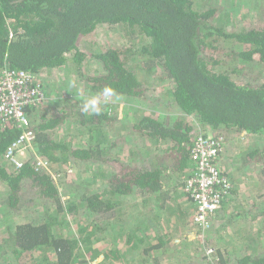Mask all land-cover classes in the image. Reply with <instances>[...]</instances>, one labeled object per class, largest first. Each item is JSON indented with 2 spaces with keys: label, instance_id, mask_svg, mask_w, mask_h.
I'll return each instance as SVG.
<instances>
[{
  "label": "trees",
  "instance_id": "1",
  "mask_svg": "<svg viewBox=\"0 0 264 264\" xmlns=\"http://www.w3.org/2000/svg\"><path fill=\"white\" fill-rule=\"evenodd\" d=\"M207 2L0 0V71H24L40 77L46 72L70 70L83 76L88 55L80 44L94 36L98 28H121L127 32L129 41L138 37L146 39L137 49L131 43L129 48L112 46L92 53L102 73L85 79L88 86L82 101L84 106L95 100L99 113L91 109L85 113L81 107L75 116L77 125L80 123L91 134L89 146L76 147L71 141L54 137L55 130L67 122V113L50 115L40 108L27 109L37 134L35 148L50 161L53 170L56 166L71 164L102 161L108 164L110 171L104 177L106 189L83 198L90 213L107 220L117 212L114 198L157 193L163 188L167 170L178 176L184 175L192 165L194 168L191 154L198 132L213 134L224 142L234 135L264 136V77L256 84H241L235 79L237 70H229L225 64L230 60L231 64L264 67V20L256 27L229 31L215 22L218 9L206 5ZM134 55L139 58L138 68L128 64ZM140 71L150 74L159 71L161 80L170 85L164 93L166 115L154 116L140 110L141 115L131 126L135 149L140 148L139 142L152 141L165 146L156 153L149 165L151 169L123 163L122 153L109 157L110 149L117 144L110 137L111 132L104 131L115 120L110 106L104 103L106 99L122 97L139 105L151 104L145 83L140 80ZM175 108L179 109L175 110L178 114L172 115ZM20 133L15 125L0 122V185L6 188L2 205L19 212L25 207L21 194L30 185L53 209L49 207L48 215L39 222L20 223L2 233L6 239L0 246L2 252L19 259L20 264L32 260L37 252L42 258L39 256L34 264H74L77 250L86 246L91 263L122 261L119 249L102 245L95 231L82 229L80 239L54 233L53 226H57L61 215L77 211L74 204L64 205L59 187L50 174L37 172L31 161L20 171H14L5 161L7 149ZM132 154L137 157L136 153ZM247 160L263 167L264 173L263 149L250 151ZM142 253L148 255L150 251L144 248ZM257 253L246 255L239 264H264V253ZM142 260L141 264H152ZM153 262L160 264L158 259Z\"/></svg>",
  "mask_w": 264,
  "mask_h": 264
},
{
  "label": "rangeland",
  "instance_id": "2",
  "mask_svg": "<svg viewBox=\"0 0 264 264\" xmlns=\"http://www.w3.org/2000/svg\"><path fill=\"white\" fill-rule=\"evenodd\" d=\"M206 5L218 9L215 22L225 26L229 31L256 27L262 25L264 20V0H208ZM129 40L127 32L121 28L100 27L94 36L83 40L80 44V48L88 55L87 63L83 67V76L74 74L70 70H56L53 74L46 72L41 75L47 90V102L40 110L50 115L67 113V122L55 130L56 139L71 141L76 147L90 145L91 134L80 123L77 125L75 116L77 111L84 107L82 98L88 86L85 79L102 73L92 53L112 46L129 48L131 43L135 44L137 49L146 43L143 37ZM138 59L137 55H134L128 64L138 68ZM229 61L225 62L226 66L229 70H237L235 79L241 84H256L264 77V67L259 64L243 66L238 62L231 64ZM139 77L145 83L146 95L151 98V104L145 102L139 105L122 97L106 99L104 103L110 106L111 117L115 120L114 125L105 126L104 131L111 132L110 137L117 144L110 149L112 153H109V157L122 153L123 163L146 167L153 163L156 153L159 154L165 146L152 141L146 144L139 142L137 146L140 148L135 149L131 126L141 115L140 110L154 116L166 115L163 104H166L167 100L164 98V93L170 89V85H168L169 82L161 80L162 73L159 71L151 74L140 71ZM175 110L179 111V109H173L172 115L178 114ZM195 127L197 129V125ZM108 145L107 143L105 146ZM254 149L264 150V136L234 135L233 138L230 137L225 141V152L218 162L221 173L226 174L231 190L222 203L221 209L211 218L209 228L205 231H197L194 226L193 235L181 239L178 244L173 243L172 239L165 241L163 247H158L154 251L152 249L157 245L156 239H142V243H135L141 246L132 253L123 255L122 261L118 263L108 261L104 264H141V259L149 260L152 264L155 259H158L160 264H217L216 261L220 264L221 260L225 261L224 264H239L243 257L252 255L254 251H258L257 254L264 253L263 167L253 165L247 160L248 153ZM132 153H136L137 157H134L135 154ZM138 153H142V156ZM103 162L71 164L61 168L56 166V171L52 169L55 176L53 179L59 187V195L64 205L74 204L73 208L77 211L75 214L61 215L60 221L57 222V226H53V230L55 234L59 232L67 237L77 236L78 239L81 238L79 232L82 229L86 232L95 231L102 245L113 248L114 243L119 244L120 241V244L124 245L121 239L131 231L136 235L142 232L143 226L137 225L138 220L132 219L135 208L133 209L127 201L129 198L126 201L114 198L113 204L117 212L115 216L112 215L107 220H104L103 216L88 211L83 203L84 196L102 193L106 189L104 177L106 171L110 170L107 168L108 164ZM179 177L172 175L175 181L179 180ZM29 186L21 194L25 200V207L17 212L2 205L6 188L0 185V246L3 244L2 241L6 240L2 238V233L4 234L8 228L24 222H39L46 218L48 208L52 207L51 203L40 199ZM49 209L52 210L53 207ZM115 229L119 231L121 239L114 237ZM150 237L153 236L150 234ZM85 247L77 250V262L74 264H94L89 262ZM144 248L150 251L148 255L142 253ZM39 256L41 257L40 253H35L34 258L28 259L26 264H34ZM0 264H20V260L7 256L0 247Z\"/></svg>",
  "mask_w": 264,
  "mask_h": 264
},
{
  "label": "built area",
  "instance_id": "3",
  "mask_svg": "<svg viewBox=\"0 0 264 264\" xmlns=\"http://www.w3.org/2000/svg\"><path fill=\"white\" fill-rule=\"evenodd\" d=\"M46 96L41 75L9 69L0 71V122L13 124L21 131L7 149L5 161L14 171H20L31 161L37 172L48 173L54 178L50 161L35 148L37 134L31 125L32 115L27 111L45 105ZM224 150L223 139L213 134L198 132L194 138L191 154L194 168L185 190L195 204L193 225L197 231L210 227L211 218L230 193L231 185L221 173L218 162Z\"/></svg>",
  "mask_w": 264,
  "mask_h": 264
},
{
  "label": "crops",
  "instance_id": "4",
  "mask_svg": "<svg viewBox=\"0 0 264 264\" xmlns=\"http://www.w3.org/2000/svg\"><path fill=\"white\" fill-rule=\"evenodd\" d=\"M192 166L186 169L182 177L178 175L180 179L176 180L177 182L172 178L173 172L167 171L163 188L157 193L120 198L123 201L129 198L127 201L130 202L133 209L135 208L132 219L138 220L137 225L143 226V231L139 234L136 235L131 231L122 239L119 236V231L115 229L113 232L114 237L120 238L124 245H121L120 241L119 244L114 243L113 248L119 249L121 257L126 253H132L138 246H141L135 243H142V239L155 238L156 244L163 247L165 241L172 239L173 243L178 244L181 239L194 234L193 215L195 204L183 190L186 178L192 173ZM146 167L151 169L149 165ZM183 179L184 181H182ZM150 234L153 237H150ZM101 259H99V262H101ZM94 264H97V262H94Z\"/></svg>",
  "mask_w": 264,
  "mask_h": 264
},
{
  "label": "clouds",
  "instance_id": "5",
  "mask_svg": "<svg viewBox=\"0 0 264 264\" xmlns=\"http://www.w3.org/2000/svg\"><path fill=\"white\" fill-rule=\"evenodd\" d=\"M90 109L97 114L99 113V109L96 107V101L95 100H91V101L86 102L84 104V107L82 110H83V112L87 113Z\"/></svg>",
  "mask_w": 264,
  "mask_h": 264
}]
</instances>
